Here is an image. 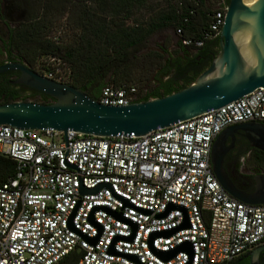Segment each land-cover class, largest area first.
<instances>
[{"label": "built area", "instance_id": "2783aa9c", "mask_svg": "<svg viewBox=\"0 0 264 264\" xmlns=\"http://www.w3.org/2000/svg\"><path fill=\"white\" fill-rule=\"evenodd\" d=\"M224 11L212 12L201 38L183 46L196 50L217 36ZM59 70L42 76L61 82ZM143 96L123 84L103 87L95 101L123 107ZM248 122L264 126V88L139 137L0 125V158L11 163L0 182V264H59L71 254L75 264H228L247 254L264 244V205L231 198L210 153L223 129ZM184 243L191 257L156 254Z\"/></svg>", "mask_w": 264, "mask_h": 264}, {"label": "trees", "instance_id": "16d2710c", "mask_svg": "<svg viewBox=\"0 0 264 264\" xmlns=\"http://www.w3.org/2000/svg\"><path fill=\"white\" fill-rule=\"evenodd\" d=\"M163 1L146 20L132 21L133 9L145 0H0V57L5 58L0 64L20 62L41 75L34 69L40 59L59 60L68 69L65 84L92 100L103 87L123 84L143 92L141 101L177 92L196 79V75L186 78L184 70L175 67L179 59L172 57L176 58L178 49L169 56L162 49L153 53L151 79L135 75L146 42L161 31L175 33L179 28L182 34L177 46L192 56L193 48L188 50L181 40L200 39L212 12L207 10L206 0ZM220 4L225 8L227 0ZM2 75L0 105L23 102L29 96L42 104L54 101L34 91L22 96ZM10 172L11 163L0 158V182ZM242 256L228 264H237ZM76 257L66 256L59 264H75Z\"/></svg>", "mask_w": 264, "mask_h": 264}, {"label": "water", "instance_id": "95a60500", "mask_svg": "<svg viewBox=\"0 0 264 264\" xmlns=\"http://www.w3.org/2000/svg\"><path fill=\"white\" fill-rule=\"evenodd\" d=\"M243 34H247L245 55L236 41V37ZM7 72L18 73L13 84L22 85L54 101L49 104L18 101L0 105V125L22 130H51L62 134L71 131L94 137L143 136L218 109L255 89L264 88V0H256L250 6H245L242 0H228L218 32V52L210 66L187 87L163 97L123 107L103 106L77 89L47 79L20 62L0 65V74ZM232 128L243 131L249 144L264 152L263 125L248 122L227 127L212 142V173L231 198L248 205H264V174L253 177L255 190L246 194L235 189L221 168L223 139L227 130ZM98 188L80 189V193H94ZM169 209L173 207L169 206L166 211ZM186 226L184 222L180 228ZM177 229L162 235L168 236ZM89 242L94 244L95 239ZM179 251H185L189 257L192 255L188 243L169 253L156 254L167 261ZM263 251L264 244L248 252L247 264H259L258 256Z\"/></svg>", "mask_w": 264, "mask_h": 264}, {"label": "flooded vegetation", "instance_id": "af4514ba", "mask_svg": "<svg viewBox=\"0 0 264 264\" xmlns=\"http://www.w3.org/2000/svg\"><path fill=\"white\" fill-rule=\"evenodd\" d=\"M186 48L190 50L191 47ZM176 49L179 50V53L176 55V58H172L179 59V63H177L178 65H175V67L182 68L185 72L186 78L191 77L192 75L198 77L210 66L212 58L218 52V35L201 44L196 51L190 50L194 53L192 56H187L183 47L178 48L177 42L170 50L164 51L169 56ZM2 76V80H8V85L10 87L27 94L32 92L22 85H15L12 83L18 77L17 72H7ZM252 125L254 127H259L256 124ZM225 134L226 136L223 139L224 152L222 155L221 168L237 191L246 194L252 193L255 190L253 177L264 174V152L252 147L249 144L245 133L237 128L227 130ZM263 262L264 251L258 256V263L261 264ZM247 263L248 257L244 254L237 264Z\"/></svg>", "mask_w": 264, "mask_h": 264}, {"label": "rangeland", "instance_id": "374dc122", "mask_svg": "<svg viewBox=\"0 0 264 264\" xmlns=\"http://www.w3.org/2000/svg\"><path fill=\"white\" fill-rule=\"evenodd\" d=\"M163 0H145L144 4L140 7H135L131 14V20H146L148 16L153 14L157 9L163 6ZM207 10L209 12H215L221 8L220 0H206L205 4ZM57 34V31L53 32ZM178 41V36L174 33L172 29L161 31L155 35H153L145 45V48L141 54L140 58V66L138 67L135 75L139 77H146L151 79L150 76H153L152 70L154 64V56L153 53L158 52L159 49L162 50H170L172 46ZM4 56L0 57V61H4ZM39 65H36L34 69L36 71L43 73L44 68H48L49 70H55L56 68L60 69V81L58 83L65 84L68 76V69L65 65L61 63H51L47 58H42L39 60ZM151 74V75H150ZM22 96H27V93H20ZM26 102H38L37 98H33L31 96L26 98Z\"/></svg>", "mask_w": 264, "mask_h": 264}, {"label": "bare ground", "instance_id": "6f19581e", "mask_svg": "<svg viewBox=\"0 0 264 264\" xmlns=\"http://www.w3.org/2000/svg\"><path fill=\"white\" fill-rule=\"evenodd\" d=\"M256 0H242L243 4L245 6H250L253 4ZM236 41L239 44L240 50L242 51L243 55H245V43L247 42V34H243L242 36L236 37Z\"/></svg>", "mask_w": 264, "mask_h": 264}]
</instances>
